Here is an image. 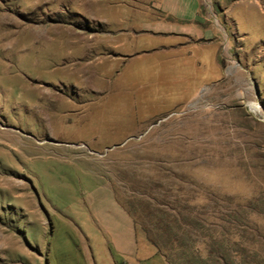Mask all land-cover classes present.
<instances>
[{"label":"rangeland","instance_id":"374dc122","mask_svg":"<svg viewBox=\"0 0 264 264\" xmlns=\"http://www.w3.org/2000/svg\"><path fill=\"white\" fill-rule=\"evenodd\" d=\"M154 1L0 0V264L122 261L113 200L167 264H264V78L148 32Z\"/></svg>","mask_w":264,"mask_h":264},{"label":"crops","instance_id":"0c3cea01","mask_svg":"<svg viewBox=\"0 0 264 264\" xmlns=\"http://www.w3.org/2000/svg\"><path fill=\"white\" fill-rule=\"evenodd\" d=\"M213 1L215 0L154 1L160 19L147 25V31L175 37L181 50L187 48L186 40L191 41L189 48L195 51L202 52L203 47L199 43L214 47V61H211L213 67L216 68L215 64L219 59L225 62L222 63L221 70L218 69L221 79L226 80L235 71L238 76L247 73L253 78L255 91L260 96L259 81L264 78V0H248L244 7L239 6L245 0H234L231 4L227 0H218L220 4L215 12L210 7ZM241 24L253 29L249 31L250 29L243 28L242 33H239L238 26ZM228 29L237 30L234 40L228 35ZM218 45H225L227 58H219ZM256 45V48L253 47ZM196 62L199 64L198 58ZM111 205L113 214H97L95 219L114 253L122 260H114L113 264H167L152 246L139 244L134 220L118 201L113 200Z\"/></svg>","mask_w":264,"mask_h":264},{"label":"bare ground","instance_id":"6f19581e","mask_svg":"<svg viewBox=\"0 0 264 264\" xmlns=\"http://www.w3.org/2000/svg\"><path fill=\"white\" fill-rule=\"evenodd\" d=\"M250 108H251L254 112H257L258 109H259V106L256 105V104H250Z\"/></svg>","mask_w":264,"mask_h":264}]
</instances>
